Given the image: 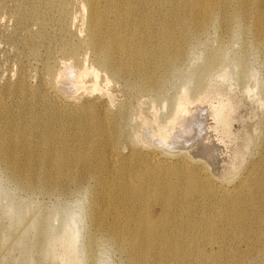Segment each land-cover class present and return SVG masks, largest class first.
I'll return each instance as SVG.
<instances>
[{"label":"rangeland","instance_id":"1","mask_svg":"<svg viewBox=\"0 0 264 264\" xmlns=\"http://www.w3.org/2000/svg\"><path fill=\"white\" fill-rule=\"evenodd\" d=\"M117 1L129 4V0ZM137 2L140 15H173L162 11L155 0ZM106 3L104 0L100 10L114 22L115 13ZM89 14L86 0H0V120L9 119L0 138L13 135L15 144L23 137L33 140L28 123L49 120L56 110L55 127L62 131L69 127L61 138L66 137L76 158L72 166L81 156L90 160L86 169L79 173L75 169L70 176L65 173L49 190L42 186V173L36 175L37 186L27 189L0 164V264H136L113 239L106 219L94 221V209L103 200L101 186L109 173L113 174L109 192L128 193L125 201L131 211L137 197L149 201L148 219L157 223L172 200L176 215L168 225L171 232H191L201 248L206 238L219 242L205 247L211 255L207 264H264V204H258L248 191L257 182L264 186V44L253 26L234 18L227 25L212 19L202 32L185 28L179 45L184 50L181 59L144 62L151 66L148 80L156 83L149 91L126 84L123 77L102 66L88 37ZM146 19L143 16L128 27L136 28ZM146 26L149 44L158 49L156 23L147 22ZM61 61L76 68H95L99 87L107 90L108 98L90 90L76 93L83 91L81 95L89 101L70 96L71 91L55 78ZM201 73L209 81L212 95H221L227 102L230 118L229 133L215 132L219 137L218 174L200 159L178 152L167 154L158 145L136 138L140 132L149 137L155 132L146 136L155 142L158 130L170 125L172 131L176 101L185 88H196ZM92 82L94 77L85 78L86 86ZM66 109L76 113L73 118L62 113ZM147 155L169 165L168 169L145 176ZM108 156L113 169L96 172L97 165L106 167ZM178 161L189 168L204 166L202 180L195 182L201 197H191L186 191L188 174L170 171ZM208 182L221 189L215 193L208 189ZM174 184L175 197L170 193ZM237 186L246 190L238 192ZM235 198L247 219L251 239L241 227L232 230L229 210ZM103 205L107 214L118 215L122 210L113 200ZM208 218L216 219L217 232L207 225ZM73 234L75 244L69 242ZM179 240L189 247L195 244L186 237ZM155 260L165 264L162 253Z\"/></svg>","mask_w":264,"mask_h":264},{"label":"bare ground","instance_id":"2","mask_svg":"<svg viewBox=\"0 0 264 264\" xmlns=\"http://www.w3.org/2000/svg\"><path fill=\"white\" fill-rule=\"evenodd\" d=\"M86 1L90 9L88 37L94 54L100 60L102 66L109 67L114 74L123 77L126 84L133 87L137 86V88L146 87L149 91L154 90L156 83L148 80V72L151 66L144 62L160 60L164 57H167L168 60L181 59L184 50L179 45L185 28L191 27V29H194L193 32L197 33L204 31L212 19L219 20L227 25L234 18H237L238 21L250 23L264 44V0H155V4L162 11L173 13L171 17L164 16L163 18H157L150 12L144 15L138 14L136 10L139 8L136 7L138 0H129L128 6L126 3H120L117 0H107L106 4H109L115 13L116 20L114 22H109L100 10L104 0ZM174 1L178 2L175 3ZM212 5H216V7L212 8ZM230 5L231 7H229ZM141 9L143 10V7ZM215 10L219 13H214ZM143 16L147 19L142 24L136 26V28L128 27V24L133 26V24H136L134 21L137 22ZM199 21L200 24L196 27L195 23ZM147 22H155L157 25L156 40L158 49H153L149 44L150 36L147 33ZM60 63L55 78L61 87L71 91L70 96L79 99L84 98L89 101L88 97L81 95L84 94L83 91L80 95L76 93L80 90H90L91 92L100 91L101 94L99 95L102 97L104 95L106 97H103L104 99L108 98L107 90H102L99 87L98 71L95 68L87 66L76 68L67 61H61ZM161 74L163 77L166 76L165 69L162 70ZM87 76L94 77V82L88 86L85 85ZM195 85L196 88H185L182 95L178 97L173 119L171 120L172 131L170 125L169 128L158 130L155 134V142L147 140V132L137 133L136 138L138 141L145 140L151 145H158L167 154L178 152V154L184 153L189 158L200 159L207 167L218 174L219 159L217 151L219 144L217 139L219 137L215 135V132L220 129L222 133H229L230 118L226 114L227 102L221 98V95H212L209 90L210 83L203 73L196 78ZM52 112L49 120H32L28 123L31 127L29 132L33 140L23 137L15 144L13 135H9L5 139H2L4 138L2 136L0 138V164H2V169L20 181L27 189H34L37 186L35 180L37 174H43L42 186L45 190H49L56 185L58 178L65 173L70 176L76 171L79 173L81 169L84 170L87 166H90V160L84 156L79 157L78 164L72 166L76 158L73 159V153L68 146L66 137L61 138V133L67 132L69 127L65 126L63 131L56 128L54 120L57 119V111L52 110ZM62 113L70 118H73L76 114L68 109L63 110ZM85 120L86 117H83L82 121L84 123ZM8 124L9 119L0 120V130ZM39 127L43 130H40ZM38 139L41 141L36 146ZM108 158L109 163L106 167L99 164L95 167L96 172L100 173L104 169H113V160L110 156ZM145 163L147 166L144 171L145 176H151L154 173L166 170L169 166L149 155L145 156ZM175 164L176 166H171L170 171L188 174L186 176L188 179V189L186 191L190 193L191 197H201L198 195L195 182L204 175V166L199 165L189 168L182 161ZM176 175L178 176V173ZM112 176L113 174L109 173L106 182L101 186L103 200H99L100 203L94 209V221L106 219L105 221L110 225L113 239L120 243L119 245L132 261L136 264H156V257L159 256V253H162L165 264L208 263L211 255L206 253L205 247L212 248L213 244H219V242L214 243L213 239L206 238V242L202 244L203 248H201L194 236L189 235L191 232H181V230L177 233L171 232L168 225L172 223V216L176 215V213H173L174 203L172 200L171 206L169 202L167 207H170L166 209L157 223H153L148 219L149 206H147V203L149 201L139 200L137 197L135 210L134 212L131 211L132 209L126 207L129 204L126 203L128 201H125L128 198V193L109 192L108 186L111 184ZM208 183L210 184L208 189L213 190L215 193L221 189L219 186H215L214 183ZM256 184V186L248 188V191L255 196L258 204H262V202L264 204V186L261 182ZM176 187L174 184L170 188L173 197L176 196ZM237 190L242 192L246 189L243 186H237ZM110 200H113L115 206L122 208V210H116H121L118 215L116 213L107 214L103 203ZM237 204L238 198H235L233 206L229 210L232 230L235 227H241L245 230L244 236L251 239L247 219L239 211ZM218 206H221V204ZM184 213L187 214L189 211L187 210ZM205 221L211 229H216L215 218H208ZM172 229L177 231V226L173 225ZM184 237L190 241H195L194 246L189 247L186 242L179 240ZM75 238L74 234L71 235L69 242L75 244ZM123 244H127L129 249H125Z\"/></svg>","mask_w":264,"mask_h":264}]
</instances>
